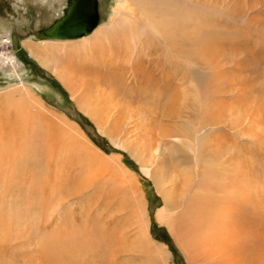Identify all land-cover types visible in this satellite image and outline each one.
Masks as SVG:
<instances>
[{
  "label": "bare ground",
  "instance_id": "bare-ground-1",
  "mask_svg": "<svg viewBox=\"0 0 264 264\" xmlns=\"http://www.w3.org/2000/svg\"><path fill=\"white\" fill-rule=\"evenodd\" d=\"M117 6L108 24L97 22L89 35L79 39L36 40L28 35L38 42L43 57L39 59L37 48L29 53L59 79L98 133L140 163L141 172L153 181L164 203L156 208L153 219L173 236L187 264H264V176L254 172L247 151L240 149L245 142L264 147L262 113L252 105L244 109L224 101L227 96L249 100L245 92L252 90L229 78V67L225 69L217 49L212 50L220 45L203 46L200 37L194 36L195 25L202 19L209 22L208 7L198 0H119ZM4 35L3 43L8 44L9 35ZM153 49L159 52L155 58ZM179 56H199L195 60L203 61L183 63ZM8 60L12 68L21 69L14 57ZM199 65L197 76L194 68ZM123 78L131 80L124 85L129 95L117 85ZM133 86L140 90L144 107L132 105ZM32 92L20 83L8 86L0 97L15 110L13 123L18 127L13 131L18 134L13 147L0 141V172H7L0 174V245L12 250L14 245L19 249L32 246L33 259L26 264H43L44 260L51 264H120V260L122 264H167L169 252L150 235L146 201L134 184L137 179L117 155L102 154L71 123L54 137V145L40 151L35 141L43 120L20 110L24 102L36 103ZM41 105L36 106L44 111ZM145 110L163 118L194 111L208 118L209 124L199 130L191 128L181 138L170 137L168 143L162 138L153 141L156 136L151 138L149 130L158 123L147 128ZM132 122L140 131L137 140L132 139V130L124 138L118 134ZM223 125L233 132L235 149L233 144L227 146L233 147L230 150L221 146L222 138L215 142L204 133L219 131ZM4 130L1 126V136ZM227 150L235 157L229 155L226 162L218 154L227 155ZM163 158L167 160L161 164ZM68 162L74 166L73 174L64 168ZM43 164L48 168L44 173L38 169ZM181 165L183 175L174 176V166ZM72 179L74 185L69 184ZM179 180L180 187H174ZM104 183L110 188L90 203L93 191ZM65 186L68 190L63 192L51 190ZM30 188L49 191H39L33 201L27 198ZM17 191H23L20 195L26 198L13 200ZM4 198L8 203H2ZM67 205L84 212L82 227L60 220ZM123 221L128 226H121Z\"/></svg>",
  "mask_w": 264,
  "mask_h": 264
},
{
  "label": "rangeland",
  "instance_id": "rangeland-1",
  "mask_svg": "<svg viewBox=\"0 0 264 264\" xmlns=\"http://www.w3.org/2000/svg\"><path fill=\"white\" fill-rule=\"evenodd\" d=\"M118 1L119 0H97L99 24H108L110 22V19L113 17L112 14L117 10ZM198 1L201 5L208 7V18L205 19L209 22H205L202 19L201 21L204 22L205 25L204 23L201 25V21L198 25H195L194 36L200 37L201 41L204 43L203 46L205 43L216 44V46L220 45L212 50L214 51L217 49V52L220 55L219 60L224 64L223 67H225V69L229 67V71L226 70L227 73L229 72V78L231 80L233 79L232 81L234 82L245 83L247 89L252 90L251 92H245L248 97H250L249 100L244 99L243 101H239L234 96H227L223 99L228 103L237 104L238 106L242 105L244 109L247 108V105L248 109L252 106H255V108L257 107L258 109L256 110H259L262 113V133L264 134V0ZM66 2L67 0H0V97H2L1 94L8 86H18L20 83H23L24 85L32 88V91L38 100L35 99L36 103L24 102L21 105L20 110L26 111V113H29L30 115H37L41 118V120H43V123H40L38 126V132H36L37 140L35 138L36 145H38V148H41V152L45 150L47 145H54L56 142L54 137L59 136L61 130L64 131L67 128L66 123H71L72 125L77 126L87 139L101 151L102 154H105L106 156L117 155L120 158L121 163L134 174L137 182H139V184L137 182L134 184L136 187L141 188V192L146 201L145 208H147L151 226L149 227L150 235L155 242L164 245L165 249L170 254L166 263L187 264L185 256L175 243L173 236L169 234L165 226H162L156 222L155 219H153L155 211L163 207L164 203L161 195L157 192V187L153 181L148 179V177L141 172L140 163L136 161L129 152L115 148L105 135L98 133L96 125L88 116L84 115L77 108L76 103L71 100L69 96L70 93L64 89L65 87L62 86L59 79L51 74V71L42 67L41 64H38L34 57L29 53V50L37 48L34 51L38 50L39 59H41V56L43 57V53L37 47L38 42L29 39L27 36L49 26L54 20L59 18L62 15L63 9L66 7ZM204 32L205 34H208L201 35ZM4 34L9 35L8 44L3 43L6 41ZM221 50L223 55L220 54ZM151 54L155 58L159 52L157 49H153L151 50ZM9 57H14L18 63H20V70L15 67H11V63L8 60ZM198 57L199 56L194 58L193 56L192 58H181V56H179V59L183 61V63L186 61L191 62L192 64H194L193 62L201 63L203 60H201V62H198L200 60H195ZM157 61L160 60L157 59ZM201 69V65H199L197 69L194 68L196 72L194 75L198 76ZM190 73L192 74L193 71ZM127 76L129 75L127 74ZM204 78L203 81L207 80ZM229 78L226 79L229 81L228 91H231L232 86ZM130 81V79L128 81L123 78L121 82L117 83V85H120L123 88L126 95H129V89L124 85L129 84ZM208 87L209 85L205 86V88ZM190 93L193 92L190 91ZM0 100V128L1 126L5 128L2 136L0 135L2 138L0 141L7 143V147L10 145V148L17 143L16 136H18V134L13 132L16 128H18L17 124L15 125L13 123V121H15L16 112L15 110L8 108L7 105L4 104L2 98H0ZM248 102L252 104L245 105V103ZM39 104L43 105L44 111L37 107L40 106ZM132 105H141L142 107L145 106L142 94L138 87L135 86L132 87ZM144 113L145 117L149 120L146 124L147 128L150 127V124L154 126L155 124L153 123H158V127H153L149 130V132L152 131L153 133L151 138L156 136L152 139L153 141L162 138L163 142L168 143L170 137H182L183 135H186L191 128L199 130L200 128H207V124H209V121H207L208 118L206 119L204 116L202 117L194 111H186L182 115L179 113L165 118L158 113L150 115L147 110H145ZM179 117L181 118L180 120ZM58 119L62 121L63 124H61ZM185 121L191 123L193 126L187 125V128L186 124H183ZM194 126L195 128H193ZM19 127L21 128L20 125ZM221 127L222 130H206L204 133H206L207 138L210 136L209 139L212 137V140H215V142H218L219 137L222 138L223 142L220 141L221 146L225 147L226 145L227 147L233 144L232 146L234 148H227H229V150L232 148L235 149L237 140L233 136V132L230 131V127H228V125H223ZM180 129L182 132L179 131ZM8 130L11 131V134H9ZM131 130L132 139L137 140L140 135V131L136 127V122H132V125L125 127V129H120L118 134L124 138L127 136L126 133ZM154 143H152L151 148H153ZM262 148L264 147H257L254 143H240V149L247 151L246 156L249 159L250 166L254 167V172H258L260 175L263 174L264 176V149ZM220 154L218 155L226 162L229 161L231 157H235L231 154V152L229 154V151L227 152L228 157L224 152L222 154L225 156ZM229 155L232 156L230 157ZM241 155L242 154L240 153V156ZM40 159L44 160L45 155L44 159ZM163 160L165 162L167 159L163 158L161 160V164H163ZM73 167L74 166L71 165V162L64 164V168L67 169V173L73 174L75 172ZM164 167L166 168L165 163ZM28 169L33 170L35 167L28 166ZM38 169L44 173L48 168L43 164ZM173 170L175 172L177 171L174 176L183 175L182 165L180 168L174 166ZM3 171L5 172L3 173ZM2 173L7 174L6 170H2L0 174ZM49 182L54 183V180L51 179ZM75 183L76 181L73 179L69 181V184L74 185ZM176 183L174 184V187H178V185L180 187L181 181H176ZM67 187L68 186L62 188L53 187L51 190L54 193L59 191L63 192L68 190ZM109 188L110 185L108 183H104L101 188L95 189L90 196V203H94V201L100 196L101 192ZM39 191L48 192L49 189L44 188L39 190L30 188L27 191L30 193L27 198L35 201L37 199L36 194ZM21 192L23 193V191L14 192V194L18 195L14 196L12 199L15 201H21L26 198L25 196L20 195ZM62 197L63 196L60 198ZM52 200H56V196H53ZM2 203H8L7 198H4ZM70 207L71 206L69 205L64 206L60 220L66 224L72 223V225H76V227H82V224L84 223V212L79 211L78 209L76 211L75 209L77 206L73 207L71 210ZM127 224V222L123 221L121 226H128ZM15 246L18 245H14V250H12L10 247L0 245V264H26L30 258L33 259L34 253L32 252V246L27 248V246L22 245L23 249H19L18 247L16 248ZM122 263L123 261L120 260V264ZM43 264H51V260H44Z\"/></svg>",
  "mask_w": 264,
  "mask_h": 264
},
{
  "label": "water",
  "instance_id": "water-1",
  "mask_svg": "<svg viewBox=\"0 0 264 264\" xmlns=\"http://www.w3.org/2000/svg\"><path fill=\"white\" fill-rule=\"evenodd\" d=\"M97 22V0H67L63 14L32 37L36 40L79 39L89 35Z\"/></svg>",
  "mask_w": 264,
  "mask_h": 264
}]
</instances>
